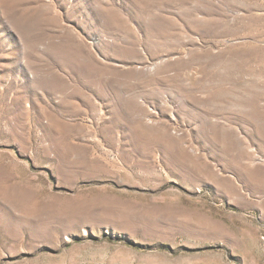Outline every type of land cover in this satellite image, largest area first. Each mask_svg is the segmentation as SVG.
<instances>
[{
  "label": "rangeland",
  "instance_id": "374dc122",
  "mask_svg": "<svg viewBox=\"0 0 264 264\" xmlns=\"http://www.w3.org/2000/svg\"><path fill=\"white\" fill-rule=\"evenodd\" d=\"M0 264H264V0H0Z\"/></svg>",
  "mask_w": 264,
  "mask_h": 264
}]
</instances>
